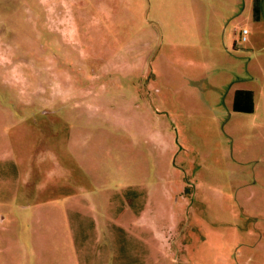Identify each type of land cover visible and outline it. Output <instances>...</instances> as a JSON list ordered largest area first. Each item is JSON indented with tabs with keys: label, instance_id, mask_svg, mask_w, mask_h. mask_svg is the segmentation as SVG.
Here are the masks:
<instances>
[{
	"label": "rangeland",
	"instance_id": "obj_1",
	"mask_svg": "<svg viewBox=\"0 0 264 264\" xmlns=\"http://www.w3.org/2000/svg\"><path fill=\"white\" fill-rule=\"evenodd\" d=\"M252 9L0 0V264H264Z\"/></svg>",
	"mask_w": 264,
	"mask_h": 264
},
{
	"label": "trees",
	"instance_id": "obj_2",
	"mask_svg": "<svg viewBox=\"0 0 264 264\" xmlns=\"http://www.w3.org/2000/svg\"><path fill=\"white\" fill-rule=\"evenodd\" d=\"M252 8L254 17L259 18L260 0H252ZM232 107L238 111H252L253 92L250 89H236L233 93Z\"/></svg>",
	"mask_w": 264,
	"mask_h": 264
},
{
	"label": "crops",
	"instance_id": "obj_3",
	"mask_svg": "<svg viewBox=\"0 0 264 264\" xmlns=\"http://www.w3.org/2000/svg\"><path fill=\"white\" fill-rule=\"evenodd\" d=\"M262 7H261V15H262ZM261 15H259V17H261ZM239 88H244V89H250L252 92H253V109L255 108L254 106H255V99H256V91H255V89L254 88H251V87H239ZM236 89H238V88H236ZM236 89H234V91L236 90ZM234 93V92H233ZM232 98H233V96H232ZM252 109V110H253Z\"/></svg>",
	"mask_w": 264,
	"mask_h": 264
},
{
	"label": "built area",
	"instance_id": "obj_4",
	"mask_svg": "<svg viewBox=\"0 0 264 264\" xmlns=\"http://www.w3.org/2000/svg\"><path fill=\"white\" fill-rule=\"evenodd\" d=\"M247 33H248V29L247 28H243L242 29V34H241V39L242 40L246 39Z\"/></svg>",
	"mask_w": 264,
	"mask_h": 264
}]
</instances>
